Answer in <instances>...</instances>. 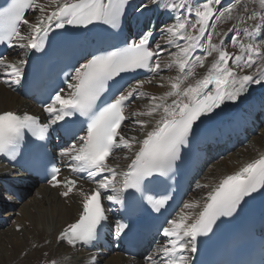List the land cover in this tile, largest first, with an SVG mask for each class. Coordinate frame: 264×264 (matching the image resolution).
<instances>
[{
    "label": "snow or ice",
    "instance_id": "1",
    "mask_svg": "<svg viewBox=\"0 0 264 264\" xmlns=\"http://www.w3.org/2000/svg\"><path fill=\"white\" fill-rule=\"evenodd\" d=\"M130 3L131 0H64L63 3L49 0V4L55 5L50 10L49 5L40 0H10L6 7L0 8V43L25 50L26 56L28 51L44 49L49 34L57 35L54 29H64L66 25L87 26L101 22L110 29H121ZM221 3L222 0H197L199 6L194 10L196 20L193 23L183 12L179 16L175 15L184 8L189 13L193 12V8L183 0L180 3L174 0H145L138 11L160 7L175 20V23L167 25L163 30L170 34L167 43L172 45L177 39L183 41V44H175L178 49L176 52L167 53L171 57L168 63L162 65L160 60L164 49L159 45L155 49L151 48L154 29L147 27L142 30L138 40L126 42L124 47L112 51L91 55L90 59L75 68L70 79H67L69 74H65L69 91L60 89L54 95H49L50 102L43 106V111L48 114L47 122L41 123L37 116L28 113L0 112V154L12 160L16 159V150L25 139V130L35 137L34 150L43 159L46 153L42 141L47 139L52 126H67L65 131L71 135L74 120L70 118H83L86 121L85 134L62 147L59 156L68 162V167L74 173H86L87 179L95 187L85 191L76 187V178L66 176L58 179L61 170L55 166L49 173L48 184L65 189L59 193L61 196L67 198L77 191L82 197L79 218L59 233V240L71 247L93 241L104 227V222L109 220L106 213L110 209L103 204L104 200L122 204L125 211H128L129 199L134 198L138 192L141 200L147 201L153 210L160 212L170 196L166 192L152 193L148 185L158 176L169 173L181 157L182 147L190 143V135L195 134L204 120L212 118L209 113L215 115V111L225 101L238 102L252 84L264 86V70L257 66V57L264 58V42L257 44L254 40L260 38L257 33L264 36V8L253 11L247 17L248 20L256 21L251 29L243 27L242 34L235 28L228 30L236 31L231 39L238 46L239 52L233 53L225 47L224 36L227 33L206 32L214 15V7ZM259 4L264 6V0H259ZM28 9L39 10L37 23L25 19ZM226 11L231 14V5ZM223 15L222 11L215 20H220ZM241 23L246 24L243 20ZM22 25L28 26L29 34L22 33ZM189 25L194 32L188 30ZM211 27H216L214 21ZM203 36H207L206 42L201 40ZM214 36L219 43L213 42ZM196 49H203V54L194 55ZM214 53L216 58L204 77L197 80L195 86L188 84L183 87L185 81L195 75L196 65L204 67L206 58ZM25 64L23 58L16 63L0 57V67L3 69L0 79L8 85L20 84L25 75ZM173 66L177 69V75L161 78L169 81L170 90L161 96H151L147 111H129L125 114V106L134 96L138 99L146 97L148 94L141 89L151 81H136L111 102L100 106L101 94L110 87L109 82L114 83L121 73L146 68L158 74L163 68L170 69ZM253 67L257 68L255 73H245V69ZM209 85L214 87L209 88ZM169 97H172L170 102ZM157 113L160 118L154 122L141 119ZM129 118H135L133 123L139 125L140 132L145 133L142 139L124 134L122 123ZM149 124L153 126L145 132ZM116 149H126L133 154L126 171L117 172L106 162ZM118 176L123 177L119 186ZM126 190L135 192L125 194ZM258 191L264 192V155L234 174L224 176L208 192L202 210L197 214L181 211L178 219L167 221L169 226L162 229L167 243L160 248L163 253L161 264H193L190 256L183 253H195L198 250V237H206L213 231L218 218L232 216L245 198H251ZM191 207L192 204L184 205L185 209ZM123 219L128 217L115 222L117 233L130 226L122 222ZM91 259L93 264H97L96 257ZM149 261L155 264L152 257H149ZM51 264H55V261Z\"/></svg>",
    "mask_w": 264,
    "mask_h": 264
},
{
    "label": "bare ground",
    "instance_id": "2",
    "mask_svg": "<svg viewBox=\"0 0 264 264\" xmlns=\"http://www.w3.org/2000/svg\"><path fill=\"white\" fill-rule=\"evenodd\" d=\"M184 1V0H183ZM228 0H222V3ZM231 3V14L226 11L230 5L220 4L214 7L213 18L209 22L207 32H225L230 28H235L237 31H241L243 27L247 26L249 29L253 27L256 21L248 20L247 17L253 13V11H260L264 6L259 4V0H230ZM51 8L49 0H40ZM68 2H71L68 1ZM132 10L125 17V21L128 24L126 26L127 33L131 40H138L137 26H134L131 22L132 19L144 18L143 15L147 10L138 11L142 3L145 0H131ZM176 3L182 2V0H174ZM63 3V2H62ZM184 11V10H182ZM224 12L223 17L220 20H215L216 16H219L221 12ZM39 12V10H38ZM159 13L158 7H153L152 16L156 15L153 23V38L150 40V46L155 49L159 45L164 52L160 55L162 65L168 63L171 57L167 54L169 52H176L178 49L175 44L178 43L176 40L174 44L169 45L167 43L170 38V34L163 30L167 25L175 23V20L169 21L165 26V20L157 17ZM186 16V15H185ZM190 19V18H189ZM191 20V19H190ZM194 20V21H193ZM195 17L192 18L194 23ZM245 21L246 24H242L241 21ZM124 21V22H125ZM216 23V27L212 28L211 23ZM189 31H193L191 26H188ZM231 34L236 35V31H229L227 39H224L225 47L228 51L238 53V46L234 45V41L231 39ZM226 36V35H225ZM224 36V38H225ZM259 39H255L257 44L264 42V36L257 33ZM207 40V39H206ZM245 42L247 38H244ZM213 42L219 43L220 41L214 36ZM216 54L206 58L205 66L200 67L198 64L195 67V75L189 77L185 81L183 87L188 84L195 86L196 81L204 77L208 72L209 67L215 60ZM257 66L264 70V58L257 57ZM256 67L252 69H245V73H255ZM199 71H201L199 73ZM156 74V73H154ZM177 75V69L175 66L172 68H163L154 78L148 80L151 83H146L147 86L143 89H149L152 93L151 96H161L163 93L170 90V83L167 79L162 80V77L171 78ZM259 78V77H257ZM136 83V82H135ZM134 83V84H135ZM214 85H209V88H213ZM261 92L264 94V86L258 84H252L250 90L239 99L238 102L227 101L226 104L230 105L238 111H244L245 114L250 112L254 106L253 93ZM150 96V98H151ZM149 98V100H150ZM172 97L168 98L170 102ZM149 102H141L139 105L134 104V107L140 111H147V105ZM30 108V105L16 93L10 91L0 84V112L8 111L15 108ZM160 117V114H154L152 117H141V119H150L153 122ZM236 119V118H235ZM239 123L238 120L234 121V124ZM153 124H149L145 129V132L149 130ZM136 132L139 130V126L134 129ZM133 130V131H134ZM132 131V132H133ZM140 132V131H139ZM134 133L138 138L139 136L145 135V133ZM141 139V138H140ZM261 155H264V124H261L258 131L251 137L245 146L235 148L230 154H226L221 157L214 164H212L202 178L199 184L202 187L193 194H191L190 204L194 203V208L202 203L207 197L208 192L226 175L234 173L238 168L258 159ZM5 167L0 165V180L4 178ZM207 187H204V186ZM199 198L197 199V197ZM195 200V201H194ZM0 204L2 210V219L0 220V264H51L55 261V264H80L81 256L79 252H75L73 249L65 246L64 244L57 243L56 236L61 231L62 227L68 222L75 219L78 212L77 198H68V200L58 197L56 189L47 187H38L31 190L29 195L22 201H16L12 196H7L3 193V186L0 183ZM190 209L188 213L193 211ZM186 212V211H184ZM6 221V223L3 222ZM61 260V261H60ZM108 264H126L127 262L121 260L118 256H113ZM140 264V263H133Z\"/></svg>",
    "mask_w": 264,
    "mask_h": 264
},
{
    "label": "rangeland",
    "instance_id": "3",
    "mask_svg": "<svg viewBox=\"0 0 264 264\" xmlns=\"http://www.w3.org/2000/svg\"><path fill=\"white\" fill-rule=\"evenodd\" d=\"M229 33V31H227V34ZM227 34H226V36H225V38L224 39H227ZM233 35L231 34V37H232ZM177 41H178V39H177ZM234 45H235V42H234ZM201 71H199V73H200Z\"/></svg>",
    "mask_w": 264,
    "mask_h": 264
}]
</instances>
